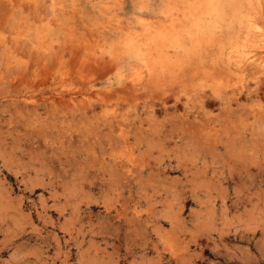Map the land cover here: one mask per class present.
<instances>
[{
	"label": "rangeland",
	"instance_id": "1",
	"mask_svg": "<svg viewBox=\"0 0 264 264\" xmlns=\"http://www.w3.org/2000/svg\"><path fill=\"white\" fill-rule=\"evenodd\" d=\"M51 3L0 0V264H264L259 34L245 45L225 8L191 66L152 79L123 42L144 23L166 24L161 0ZM244 7L259 23V9ZM37 33L63 73L54 83L23 39ZM237 37L247 59L232 51ZM229 55L255 56L257 70L229 77ZM37 68L47 87L33 86ZM107 68L126 85L145 80L121 96L101 85L96 70Z\"/></svg>",
	"mask_w": 264,
	"mask_h": 264
},
{
	"label": "bare ground",
	"instance_id": "2",
	"mask_svg": "<svg viewBox=\"0 0 264 264\" xmlns=\"http://www.w3.org/2000/svg\"><path fill=\"white\" fill-rule=\"evenodd\" d=\"M227 3L228 0H161L162 5L157 14L164 18L166 24L144 23L142 32L127 36L123 45L147 69L146 72L151 73L152 79L158 72H172L177 66L182 70L185 65L191 66L194 57L199 58L203 54V47L214 42L217 26L214 23L221 20L225 8H229L233 17L238 19V27L244 37L258 34L250 32L251 25L256 23L247 14L241 13L245 0H235L231 7L226 6ZM250 9L252 8L244 7V10ZM200 15L210 17L212 23L203 24ZM252 58L251 63L247 62L246 66L255 71L257 59ZM257 64L260 65L258 62Z\"/></svg>",
	"mask_w": 264,
	"mask_h": 264
},
{
	"label": "snow or ice",
	"instance_id": "3",
	"mask_svg": "<svg viewBox=\"0 0 264 264\" xmlns=\"http://www.w3.org/2000/svg\"><path fill=\"white\" fill-rule=\"evenodd\" d=\"M33 2L36 4V7L39 9L41 7L42 0H33ZM235 0H228V3L226 6H234ZM63 7V5H60ZM245 6L249 8H258L259 9V18L260 22L251 25L250 32L258 33L259 36L257 40L253 41V47L259 48L261 53H264V0H245ZM44 7L51 8L53 11L56 7L55 0H52L51 4H45ZM73 7H75V0H73ZM143 7V6H142ZM47 33L44 34V39L47 38ZM23 39L28 40V42L31 45V50L36 53V56L38 59H43L45 64H49L51 68L55 69V76L53 77V83L55 82L56 77L63 78V73L60 68H56L54 64H50V61L52 57L54 56L53 49L44 44L43 40L41 39V36L39 33H37L35 38L29 39L28 37H24ZM252 39L251 36L244 37V44L247 45L249 40ZM233 52L239 54H242L245 56V59H247V56L249 55L247 47H244L241 49L239 38L237 37L235 47L232 49ZM43 54V55H41ZM20 65H24L27 63L26 60L21 59ZM215 64V61L213 62ZM251 63V61H249ZM63 67V65L61 66ZM71 67V66H69ZM226 70L228 72L229 77L231 76H237L241 77L246 74V65L239 61V60H233L232 56L229 55L228 57V64L225 66ZM260 75L262 77L260 83L264 85V59H262L260 64ZM97 76L99 78V81L102 86L105 87L107 91L110 92H117L118 95L126 96L128 92L132 91L135 84L138 81L145 80V76L141 73H137L134 77H132V84L126 85L124 83L126 77L125 75L121 74V71L115 69V68H107L103 71L100 69L96 70ZM206 74L208 77L212 80V84L210 87L212 88V91L214 95L219 99L220 96L223 93V87H224V81L223 78H217L215 75V68L212 69H205ZM149 77L151 76V73L148 74ZM30 79L33 81L34 87H47V83L41 84L40 82L42 80L46 81L47 77L43 75L39 69L32 70V74ZM239 83V80L237 81ZM111 85L112 87H108ZM143 86V85H142ZM59 87V85H57ZM90 87V86H89ZM127 89V91H125ZM67 99V97H65ZM106 100H111V97H105ZM31 102V101H30ZM125 103L127 101H124ZM59 103V101H58ZM115 113V110H113V113H109V115H112ZM118 114V113H117ZM123 158L122 153H115L114 158L116 157ZM26 264H31V262H26ZM85 264H91L89 261H85ZM95 264H100L99 261H96ZM103 264H107V261L103 262ZM137 264H146V262L138 261ZM152 264H156V261H153Z\"/></svg>",
	"mask_w": 264,
	"mask_h": 264
}]
</instances>
